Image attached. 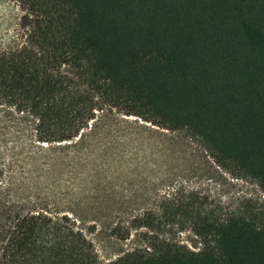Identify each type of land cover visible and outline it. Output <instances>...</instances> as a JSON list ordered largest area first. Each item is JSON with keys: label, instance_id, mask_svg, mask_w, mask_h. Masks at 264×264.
<instances>
[{"label": "trees", "instance_id": "16d2710c", "mask_svg": "<svg viewBox=\"0 0 264 264\" xmlns=\"http://www.w3.org/2000/svg\"><path fill=\"white\" fill-rule=\"evenodd\" d=\"M14 1L21 42L0 49V108L30 116L35 143L71 141L98 112L132 115L264 192V0ZM6 191L0 179V264H100L69 216ZM131 227L140 242L107 264H264V217L217 214L193 191ZM186 229L197 250L175 238Z\"/></svg>", "mask_w": 264, "mask_h": 264}, {"label": "rangeland", "instance_id": "374dc122", "mask_svg": "<svg viewBox=\"0 0 264 264\" xmlns=\"http://www.w3.org/2000/svg\"><path fill=\"white\" fill-rule=\"evenodd\" d=\"M22 13L14 0H0V49L20 44ZM33 127L30 116L0 108L5 202H34L66 214L91 241L100 264L140 242L142 228L129 230L128 222L157 210L167 195L193 191L217 214L264 217L260 187L219 167L181 131L116 112H98L76 138L59 144L35 143ZM175 238L191 249L200 247L188 229L177 230Z\"/></svg>", "mask_w": 264, "mask_h": 264}]
</instances>
